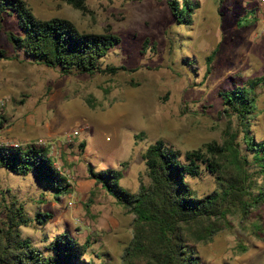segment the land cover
<instances>
[{
	"label": "rangeland",
	"instance_id": "374dc122",
	"mask_svg": "<svg viewBox=\"0 0 264 264\" xmlns=\"http://www.w3.org/2000/svg\"><path fill=\"white\" fill-rule=\"evenodd\" d=\"M26 1L40 18L65 17L85 32L117 33L121 43L101 66L129 70L64 74L23 54L16 59L6 31L19 33L18 19L4 16L0 48L9 58L0 60V97L8 94L10 102L1 129L13 126V136L8 130L4 135L22 143L46 138L67 144L71 136L62 159L74 179L71 193L57 199L34 171L20 175L0 168V227L16 200L15 209L21 207L32 220L20 227L22 237L37 247L69 232L82 243L89 241L86 259L122 264L135 215L87 176L88 165L122 170L120 184L138 192L142 183H150L144 158L150 144L162 140L184 154L222 142L229 120L249 160L252 192H264V175L254 160L264 146V20L258 18L256 1L189 0L195 6L191 24L177 22L169 0H86V10L64 0ZM236 87L256 98L257 115L244 124L224 111L221 93ZM253 138L254 151L247 145ZM188 182L199 195L217 188L204 166ZM39 212L53 217L41 224ZM222 224L212 240L195 244L200 264H264V204L246 216L236 209Z\"/></svg>",
	"mask_w": 264,
	"mask_h": 264
},
{
	"label": "trees",
	"instance_id": "16d2710c",
	"mask_svg": "<svg viewBox=\"0 0 264 264\" xmlns=\"http://www.w3.org/2000/svg\"><path fill=\"white\" fill-rule=\"evenodd\" d=\"M64 1L86 10V0ZM168 4L178 23H192V2L187 0L181 6L179 0H169ZM5 15L18 19L20 32L6 31L16 59L23 54L37 64L60 68L64 74L129 70L125 65L101 66V60L121 43V37L110 29L85 32L65 17L40 18L26 0H0V28ZM7 58V51L0 48V60ZM208 60L211 62L212 57ZM221 96L224 111L236 114L242 124L256 117V98L246 88L236 87ZM238 136L229 120L222 142L210 141L184 154L162 140L150 144L144 153L150 183H142L138 192L120 184L122 170H98L88 165L89 177L135 215L133 238L123 251L122 264H200L196 243L212 240L223 229L222 221L236 209L246 216L253 207L264 204V192H252L255 182ZM255 143V138L251 145L247 142L248 150H256ZM257 155L254 160L260 168L258 173L264 175V146ZM203 166L215 176L217 188L199 195L188 177L199 176ZM2 167L20 175L34 171L57 199L71 193V184L56 168L47 148L0 147ZM16 202L8 209L5 226L0 227V264H106L86 259L89 241L82 243L69 232L58 234L45 248L23 238L20 227L29 226L32 220L21 207L15 209ZM52 217L51 213L39 212L36 220L45 224Z\"/></svg>",
	"mask_w": 264,
	"mask_h": 264
},
{
	"label": "built area",
	"instance_id": "2783aa9c",
	"mask_svg": "<svg viewBox=\"0 0 264 264\" xmlns=\"http://www.w3.org/2000/svg\"><path fill=\"white\" fill-rule=\"evenodd\" d=\"M256 1L257 9L260 12L258 18L264 20V0H250ZM10 100V97H6L0 100V115H2L3 108ZM3 119L0 117V125ZM80 132L79 130H75L74 134L78 135ZM72 142V137L70 136L67 139V144ZM66 142H63L60 139H46V138H38L34 140H28L24 143L19 142L18 140L8 138L4 135V131H2L0 127V147H13V148H20V147H29V146H36L39 148H47L48 154L54 160V164L56 168L67 178L68 182L71 183L74 179V175L72 171L66 168L63 159V147L67 145Z\"/></svg>",
	"mask_w": 264,
	"mask_h": 264
},
{
	"label": "crops",
	"instance_id": "0c3cea01",
	"mask_svg": "<svg viewBox=\"0 0 264 264\" xmlns=\"http://www.w3.org/2000/svg\"><path fill=\"white\" fill-rule=\"evenodd\" d=\"M6 97H10L8 94H5V95H2L1 97H0V100L1 99H3V98H6ZM9 102H10V100L8 101V103L5 105V107L3 108V112H5L6 111V108H7V106H8V104H9ZM9 112V111H8ZM1 119H3L4 121H5V119H4V115L2 114V117H1ZM5 123V122H4ZM4 125V124H3ZM3 125L1 126V128L3 127ZM10 131L11 132V134H12V136H13V130H14V127L13 126H10V127H8V129H2V131ZM15 136V135H14ZM13 139H15V137L13 138ZM26 139H27V137H26ZM67 146V145H66ZM71 160V159H70ZM72 161V160H71ZM101 170V169H100ZM86 174H87V176H89V174H88V171L86 170Z\"/></svg>",
	"mask_w": 264,
	"mask_h": 264
}]
</instances>
